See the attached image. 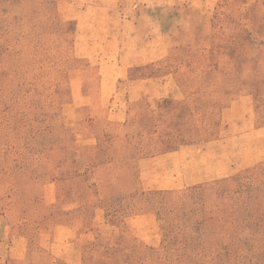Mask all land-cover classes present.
Listing matches in <instances>:
<instances>
[{"label": "rangeland", "instance_id": "obj_1", "mask_svg": "<svg viewBox=\"0 0 264 264\" xmlns=\"http://www.w3.org/2000/svg\"><path fill=\"white\" fill-rule=\"evenodd\" d=\"M0 264H264V0H0Z\"/></svg>", "mask_w": 264, "mask_h": 264}]
</instances>
